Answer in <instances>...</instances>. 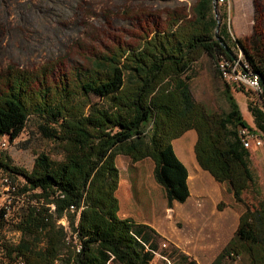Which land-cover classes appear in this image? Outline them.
I'll use <instances>...</instances> for the list:
<instances>
[{
  "label": "trees",
  "instance_id": "trees-1",
  "mask_svg": "<svg viewBox=\"0 0 264 264\" xmlns=\"http://www.w3.org/2000/svg\"><path fill=\"white\" fill-rule=\"evenodd\" d=\"M213 9V0H197L192 19L179 18L137 46L99 52L57 82L47 66H10L0 75V136L9 135L12 143L34 115L41 132L66 153L57 160L40 152L31 170L13 165L9 156L0 158L16 178H24L27 192L20 197L25 202L53 205V210L46 205L31 210L16 225L23 234L16 248L26 264L147 263L152 254L138 238L145 241V233L132 218L119 215L116 158H151L169 206L185 202L189 171L173 140L189 128L198 132L195 153L201 166L227 183L243 206L233 238L212 264H231L223 262L225 257L242 254L249 264H264V198L251 165L252 151L239 134L244 127L264 135V91L257 101H249L251 126L232 92L235 83L221 67L222 60L235 61L242 54L241 63L249 64L264 88V4L257 7L254 33L244 38L235 37L226 21L217 31ZM204 54L226 80L231 104L226 113L210 111L193 96L191 71ZM3 220L7 215H0Z\"/></svg>",
  "mask_w": 264,
  "mask_h": 264
},
{
  "label": "rangeland",
  "instance_id": "rangeland-1",
  "mask_svg": "<svg viewBox=\"0 0 264 264\" xmlns=\"http://www.w3.org/2000/svg\"><path fill=\"white\" fill-rule=\"evenodd\" d=\"M196 2L197 0H0V75L10 66L27 70L47 66L50 79L60 81L65 76H72L76 67L87 63L90 57H95L99 52H106L117 46H137L147 36L170 28L179 18L192 19ZM260 2L264 4V0H225L222 3L217 0L213 13L221 24L226 21L231 25L235 37L244 38L255 31V18ZM221 24L217 26V31ZM193 67L190 84L194 98L210 111H229L231 104L225 92L226 80L216 70L211 58L204 54ZM230 86L247 122L252 121L245 97L240 94L236 96V86ZM239 89L246 94L247 103L249 100L257 101L259 96L250 88L240 86ZM92 99L100 101L96 96ZM38 121L36 116L30 117L23 132L3 151L2 158L7 159L9 156L13 165L27 170L33 168L40 152L49 153L57 160L65 158L64 149L41 132ZM256 131L251 132L257 133ZM259 138L262 145L250 148L251 165L264 198V142L262 137ZM141 160L133 161L122 154L116 158L120 169L118 196L124 200L120 215L143 218L142 215L152 212L153 206L159 211L166 201L169 207L167 210L174 213L173 206L168 204L165 188L151 173L148 160ZM135 162H142V174L134 168ZM141 175L143 176L140 178ZM17 179L24 184L23 177L18 176ZM141 185L145 187L144 192ZM34 193L32 192L33 197L38 198ZM250 195L247 194V197ZM20 199L25 201L26 198ZM144 203L148 204L147 208ZM177 225L181 227V224ZM22 236V231L16 225H3L0 230V240L6 244L9 242L17 245ZM243 260L245 263V258Z\"/></svg>",
  "mask_w": 264,
  "mask_h": 264
},
{
  "label": "crops",
  "instance_id": "crops-1",
  "mask_svg": "<svg viewBox=\"0 0 264 264\" xmlns=\"http://www.w3.org/2000/svg\"><path fill=\"white\" fill-rule=\"evenodd\" d=\"M234 86H236L235 95L240 94L245 97L246 108L252 114L249 101L253 100H249L247 103V96L244 91L238 90L240 86L244 85ZM251 120L248 123L255 126L253 114ZM256 132L264 142V135L259 130ZM197 139V130L189 128L173 140L177 155L189 171L190 196L187 201H174V213L171 211L169 213L167 210L169 209L167 201L159 211L153 206L152 212L147 213L148 215H145L144 212L143 218L135 217L136 215L121 216L119 211V215L123 218H135L132 219L138 225L136 228L145 233V241L149 242L152 248L160 253L157 255L149 251L152 256L145 264H212L231 241L239 225L243 206L235 201L227 183L217 180L201 166L195 153ZM125 158L131 160L128 155H125ZM143 160H148L151 173L153 172L154 175V161L151 158H144ZM135 163L133 164L134 168L142 174L140 170L142 162ZM141 188L144 192V185H141ZM119 200L121 210L124 200L120 197ZM221 202L224 203L222 208L219 207ZM144 204V207L147 208L148 204ZM177 223L181 224V227H178ZM164 243L168 246L164 247ZM243 258H245V263ZM223 262L249 264L248 257L244 254L234 258L225 257Z\"/></svg>",
  "mask_w": 264,
  "mask_h": 264
},
{
  "label": "built area",
  "instance_id": "built-area-1",
  "mask_svg": "<svg viewBox=\"0 0 264 264\" xmlns=\"http://www.w3.org/2000/svg\"><path fill=\"white\" fill-rule=\"evenodd\" d=\"M225 0H219L224 2ZM242 54L235 61L222 60L223 68L225 72L229 73L231 83L238 85H246L252 88L256 93L262 94L264 91L263 85L259 78V75L250 70L249 64L245 61L241 63ZM245 132V138L250 143V147L253 145L251 141L250 131L247 128H243ZM255 144L261 145V140L256 139ZM11 146V140L9 135L0 136V158L2 153ZM24 184L21 183L12 173V171L0 164V214H7V221H0V226L3 225H18L33 209H40L41 206H49V210H53V205H49L46 202H25L20 199V191H27ZM72 210H75V206L71 205ZM28 210V211H26ZM68 221V219H67ZM20 222V223H19ZM74 237L79 242L77 232L74 231ZM139 240L143 242L146 250L151 251L154 254L160 253L153 249L149 242L143 241L141 236H138ZM6 242L0 240V264H26L24 256L17 248L10 250ZM164 246H167L164 243ZM112 259L114 256L112 255ZM171 264V263H170Z\"/></svg>",
  "mask_w": 264,
  "mask_h": 264
},
{
  "label": "bare ground",
  "instance_id": "bare-ground-1",
  "mask_svg": "<svg viewBox=\"0 0 264 264\" xmlns=\"http://www.w3.org/2000/svg\"><path fill=\"white\" fill-rule=\"evenodd\" d=\"M219 1V0H218ZM221 67H222V69L223 70H225L224 68H223V64H221ZM225 74L226 75H229V73H227V72H225ZM229 80H230V75L227 77ZM233 84V83H232ZM235 85V84H234ZM236 85H238V84H236ZM244 86H246V85H244ZM248 87V86H247ZM250 88V87H249ZM252 89V88H251ZM253 90V89H252ZM254 91V90H253ZM255 92V91H254ZM256 93V92H255ZM258 96H260L261 94H258V93H256ZM243 128L244 127H242V128H240V130H239V134H240V136H241V138H242V141H243V144H244V146L245 147H247V148H251V147H253L254 145L255 146H257L256 144H255V141H256V139H260L259 138V136L256 134V133H253V132H251L249 129V131H250V135H251V141H253V145L250 147V143L246 140V138H245V132H244V130H243ZM11 140V139H10ZM261 140V139H260ZM261 143H262V140H261ZM262 145V144H261ZM260 146V145H259ZM13 173V172H12ZM21 192H27V191H20V193ZM28 201V200H27ZM70 208H72V207H70ZM34 210V209H33ZM77 209H76V207H75V211H76ZM0 215H7V214H0ZM26 218H24L23 219V221L21 222V223H23V222H25L26 220H25ZM25 220V221H24ZM20 223V224H21ZM2 229V226H0V230ZM78 237H79V234H78ZM72 239H73V241L76 243V244H78L77 243V240L75 239V237L74 236H72ZM79 243H80V238H79ZM7 246H9L10 248L11 247H15L16 248V245H7ZM113 259L111 258L110 259V261L109 262H111ZM111 264V263H110Z\"/></svg>",
  "mask_w": 264,
  "mask_h": 264
},
{
  "label": "water",
  "instance_id": "water-1",
  "mask_svg": "<svg viewBox=\"0 0 264 264\" xmlns=\"http://www.w3.org/2000/svg\"><path fill=\"white\" fill-rule=\"evenodd\" d=\"M216 2H217V0H213L214 5L216 4ZM220 24H221V21H220V19H218V26H220Z\"/></svg>",
  "mask_w": 264,
  "mask_h": 264
}]
</instances>
